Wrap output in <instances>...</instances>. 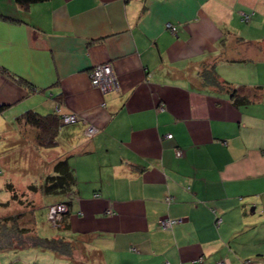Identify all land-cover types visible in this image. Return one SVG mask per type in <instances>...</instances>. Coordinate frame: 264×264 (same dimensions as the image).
Wrapping results in <instances>:
<instances>
[{
	"label": "crops",
	"instance_id": "obj_1",
	"mask_svg": "<svg viewBox=\"0 0 264 264\" xmlns=\"http://www.w3.org/2000/svg\"><path fill=\"white\" fill-rule=\"evenodd\" d=\"M102 63L117 87L91 84ZM28 110L59 116L55 146L17 120ZM2 148L9 176L66 159L75 184L51 199L70 252L0 264H264V0H0Z\"/></svg>",
	"mask_w": 264,
	"mask_h": 264
},
{
	"label": "trees",
	"instance_id": "obj_2",
	"mask_svg": "<svg viewBox=\"0 0 264 264\" xmlns=\"http://www.w3.org/2000/svg\"><path fill=\"white\" fill-rule=\"evenodd\" d=\"M18 5L28 6L32 3L43 2L46 0H14ZM206 82L215 81L216 76L211 72L206 74ZM232 98L235 103L245 101L244 97L238 93V90L232 92ZM61 118V116H60ZM27 125H30L36 129L35 140L38 146L41 147H53L56 144V136L59 128V116L56 114L48 113L40 115L34 111L28 110L17 118ZM75 184V178L72 173V169L69 166L66 159L57 160L53 166L51 173L42 177L39 184L31 183L27 189L34 193L40 192L43 196H56V195H71L73 185ZM6 189L10 193V200L0 201V208L5 211V214L0 215V251L11 249H22L28 247H41L51 249L54 252L68 254L70 252V240H64L57 237H43L36 232V205L30 203V209L17 210L11 212V202H17L23 205L25 201L22 196L26 193L19 192L18 189L12 183H6ZM66 206V211L63 212L59 222L56 224L59 227L60 224L65 226L64 215L67 212L68 203L62 201ZM49 212V206L47 215ZM46 215V216H47ZM62 222V223H61ZM53 226V224H51ZM55 225V226H56ZM54 227V226H53Z\"/></svg>",
	"mask_w": 264,
	"mask_h": 264
},
{
	"label": "rangeland",
	"instance_id": "obj_3",
	"mask_svg": "<svg viewBox=\"0 0 264 264\" xmlns=\"http://www.w3.org/2000/svg\"><path fill=\"white\" fill-rule=\"evenodd\" d=\"M3 151V148L0 149V152ZM39 155L44 156V150H38L36 151ZM49 152V151H48ZM55 156V153H54ZM53 158V155L47 154L46 159ZM44 158V157H42ZM33 159V163H34ZM25 163L22 160H16V165L13 167L15 170H12L11 176H9L10 170H8L7 167L4 168V171H0V201H6L10 200L9 191L5 187V182L10 179V181L13 183L15 187L18 188V193L25 192L26 195L22 196V199L25 201L23 205L18 204L17 202H11V207L9 210L11 212H16L17 210H23V209H30L31 207L29 204L32 202L34 203L36 207L35 216H36V232L38 235L43 237H51L55 232H58L57 230H54L53 226H55L59 220H57L54 217H57L53 213L54 205L58 202L51 203L52 195L48 196H37L36 193L29 191L28 189H23L26 187L27 184L36 183L39 184L40 182V172L41 168H38V170H34V168H30L29 165H24ZM26 168V171H24ZM8 183V182H6ZM51 203V204H50ZM50 204V205H49ZM49 206V211L47 215V210ZM3 208H0V215L5 214V211H2ZM63 214V213H62ZM61 214V215H62ZM47 215V216H46ZM56 222V223H53ZM53 224V226L51 225Z\"/></svg>",
	"mask_w": 264,
	"mask_h": 264
},
{
	"label": "built area",
	"instance_id": "obj_4",
	"mask_svg": "<svg viewBox=\"0 0 264 264\" xmlns=\"http://www.w3.org/2000/svg\"><path fill=\"white\" fill-rule=\"evenodd\" d=\"M243 19L247 20L248 15H244ZM166 28H168L171 32L175 30V27L171 23H166ZM90 82L93 86L99 87L101 90L117 87V81L113 73V69L109 63H102V64L95 65L90 72ZM77 120H78V116L74 114H66V115H62L61 117V121L64 123H72ZM96 131H97L96 127L92 125H88L86 126L84 133L87 136H91ZM167 136L170 137L171 135L168 134ZM177 154H179V151L177 152ZM51 209H53V213H55L54 215L57 216L54 218H56L57 220H60L61 214L66 211V206L62 202H58ZM175 221L176 220H172V219H162L159 222V226L160 228H163V229L169 228ZM53 223H56V222H53ZM215 264H227V262L226 260H218L216 261Z\"/></svg>",
	"mask_w": 264,
	"mask_h": 264
}]
</instances>
